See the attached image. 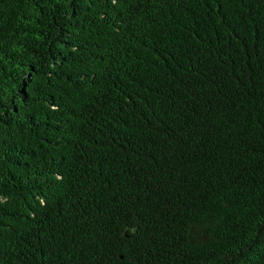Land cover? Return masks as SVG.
Masks as SVG:
<instances>
[{"label":"trees","instance_id":"16d2710c","mask_svg":"<svg viewBox=\"0 0 264 264\" xmlns=\"http://www.w3.org/2000/svg\"><path fill=\"white\" fill-rule=\"evenodd\" d=\"M0 264H264V0H0Z\"/></svg>","mask_w":264,"mask_h":264}]
</instances>
